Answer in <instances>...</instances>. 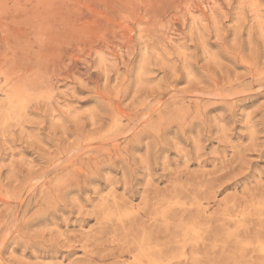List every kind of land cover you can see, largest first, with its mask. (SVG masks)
Wrapping results in <instances>:
<instances>
[{
  "label": "rangeland",
  "instance_id": "obj_1",
  "mask_svg": "<svg viewBox=\"0 0 264 264\" xmlns=\"http://www.w3.org/2000/svg\"><path fill=\"white\" fill-rule=\"evenodd\" d=\"M0 264H264V0H0Z\"/></svg>",
  "mask_w": 264,
  "mask_h": 264
},
{
  "label": "bare ground",
  "instance_id": "obj_2",
  "mask_svg": "<svg viewBox=\"0 0 264 264\" xmlns=\"http://www.w3.org/2000/svg\"><path fill=\"white\" fill-rule=\"evenodd\" d=\"M187 211V210H186ZM260 211V210H259ZM165 214V213H164ZM263 214V213H262ZM158 219V218H157ZM190 221H192V220H190ZM246 221V220H245ZM262 221V220H261ZM181 222V221H180ZM188 222V221H187ZM158 223V222H157ZM246 223V222H245ZM190 225H191V223H189ZM188 224V225H189ZM160 225V224H159ZM163 226H164V224H163ZM170 226V225H169ZM134 227V226H133ZM246 227V226H245ZM138 228H139V226H138ZM161 228V227H160ZM248 228V227H247ZM181 229V228H180ZM183 229V228H182ZM130 231V230H129ZM167 231H168V229H167ZM233 234H234V232H233ZM181 235V234H180ZM148 236V235H147ZM129 237V236H128ZM130 238V237H129ZM155 238V237H154ZM147 240V239H146ZM142 241V240H141ZM139 243V242H138ZM146 244V243H145ZM151 244V243H150ZM175 244V243H174ZM153 245V244H152ZM161 246V245H160ZM166 246H168V245H166ZM175 247V246H174ZM156 249V248H155ZM165 249V248H164ZM162 253V252H161ZM151 254V253H150ZM159 254V253H158ZM134 257V256H133ZM138 258V257H137ZM181 258V257H180ZM162 260V259H161Z\"/></svg>",
  "mask_w": 264,
  "mask_h": 264
}]
</instances>
